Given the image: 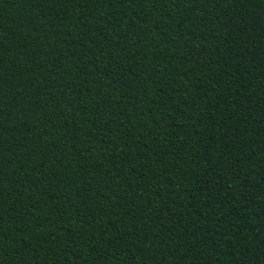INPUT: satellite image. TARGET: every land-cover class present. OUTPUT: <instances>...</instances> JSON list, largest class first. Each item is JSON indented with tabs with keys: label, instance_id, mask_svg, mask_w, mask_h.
Wrapping results in <instances>:
<instances>
[{
	"label": "trees",
	"instance_id": "obj_1",
	"mask_svg": "<svg viewBox=\"0 0 264 264\" xmlns=\"http://www.w3.org/2000/svg\"><path fill=\"white\" fill-rule=\"evenodd\" d=\"M0 264H264V0H0Z\"/></svg>",
	"mask_w": 264,
	"mask_h": 264
}]
</instances>
